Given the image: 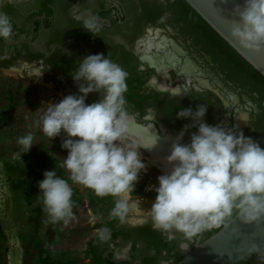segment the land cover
<instances>
[{
	"label": "flooded vegetation",
	"instance_id": "obj_1",
	"mask_svg": "<svg viewBox=\"0 0 264 264\" xmlns=\"http://www.w3.org/2000/svg\"><path fill=\"white\" fill-rule=\"evenodd\" d=\"M0 12L6 13L13 25L12 40L0 38L1 74L18 70L21 73L16 75L37 79L40 74V81L49 83L63 99L80 94L71 75L78 62L88 55L103 54L128 74L125 98L129 117L151 127L154 136L163 139L158 141L175 143L170 137L177 139L184 126L192 123L189 118L177 119V113L187 108L196 111L203 105L207 124L237 127L264 148V81L185 0H0ZM90 17H96L101 25L96 36L83 28L84 20ZM149 39L155 43L164 40L166 48L154 47L151 53L164 57L165 51L172 52L175 64L166 61L158 67L145 61L144 43ZM100 99V93H92L85 103ZM197 131L189 129L179 142L190 143ZM150 157V153L144 156L145 163ZM152 169L157 176L150 179L158 187V177L166 173L156 165H151ZM141 185L138 181L135 191ZM72 186L82 193V204L86 203L91 217L67 235L61 234L58 255L53 257L58 263L174 264L185 255V248H193L199 237L203 240L217 229L191 241L181 235L169 239L154 230L147 217L144 223L120 224L110 218L112 197H97L90 189ZM152 195L154 199L156 193ZM105 229L107 239L102 241ZM65 237L72 239V245H82L83 241L81 254L62 249L67 247ZM238 264L260 262L254 255Z\"/></svg>",
	"mask_w": 264,
	"mask_h": 264
},
{
	"label": "clouds",
	"instance_id": "obj_2",
	"mask_svg": "<svg viewBox=\"0 0 264 264\" xmlns=\"http://www.w3.org/2000/svg\"><path fill=\"white\" fill-rule=\"evenodd\" d=\"M234 13L239 20L232 24V38L244 49L264 51V0H244ZM83 28L96 36L101 25L96 17H90L84 20ZM12 37V22L0 12V38L10 42ZM71 75L80 94L46 104L37 122L51 141L64 133L61 146L68 152L63 159L68 178L58 177L55 170L45 171L39 182L48 222L66 226L75 219L72 185L90 189L97 197H112L111 219L123 225L146 222L137 219L140 217L150 218L153 229L169 239L181 235L191 241L233 216L245 224L264 220V148L237 127L207 124L203 105L196 111L187 108L177 113V119L189 118L192 123L177 134L166 158L171 171L158 177V187L148 189L156 196L145 209L143 199L134 195L146 165L140 151L143 147L128 142L127 72L110 56L94 54L78 62ZM92 93H100L102 99L86 104ZM191 128L198 129L191 142L180 143ZM33 141L31 132L18 137L20 151L13 158L28 153ZM104 231L102 241L107 239ZM250 251L264 264V248L253 245Z\"/></svg>",
	"mask_w": 264,
	"mask_h": 264
},
{
	"label": "rangeland",
	"instance_id": "obj_3",
	"mask_svg": "<svg viewBox=\"0 0 264 264\" xmlns=\"http://www.w3.org/2000/svg\"><path fill=\"white\" fill-rule=\"evenodd\" d=\"M21 76L8 71L0 73V222L4 233L0 243V264H41L40 247L57 254L61 234L67 235L75 227L88 223L91 217L84 202L78 209H73L75 219L68 225L48 222L39 189V182L43 180L41 167H54L67 172L63 159L68 152L61 146L66 138L64 133L51 141L37 122L46 104L60 102L62 95L49 83L40 81V74L38 79L32 75ZM29 132L34 134L33 147L28 153H21V157L14 159L13 154L20 151L17 138ZM128 142L134 141L128 138ZM140 151L146 165L144 171H149L153 165L151 157L145 163L144 156L148 151ZM143 172L139 178L142 185L134 195L144 198L143 207L149 209L155 200L150 197L154 191L148 190L154 186L150 176H157L156 169L147 174ZM29 184L38 188V198L27 197L26 187ZM65 240L67 247L62 249H74L77 255L81 254L83 241L82 245H72V239L65 237Z\"/></svg>",
	"mask_w": 264,
	"mask_h": 264
},
{
	"label": "water",
	"instance_id": "obj_4",
	"mask_svg": "<svg viewBox=\"0 0 264 264\" xmlns=\"http://www.w3.org/2000/svg\"><path fill=\"white\" fill-rule=\"evenodd\" d=\"M237 53L264 76V51L242 48L232 38L233 22L239 20L234 9L244 0H185ZM159 140H163L157 137ZM176 142L177 139L170 137ZM253 245L264 248V220L245 224L233 216L217 232L188 249L177 264H238L254 255Z\"/></svg>",
	"mask_w": 264,
	"mask_h": 264
},
{
	"label": "bare ground",
	"instance_id": "obj_5",
	"mask_svg": "<svg viewBox=\"0 0 264 264\" xmlns=\"http://www.w3.org/2000/svg\"><path fill=\"white\" fill-rule=\"evenodd\" d=\"M146 43L147 44L144 43V45L146 46L144 47V51H143V59L145 61H148L150 64L158 67L160 66L161 63H165L166 61H168L171 65L175 64L176 56L172 52L165 51L164 57L158 54L153 55L151 53L154 47H157L158 50L165 49L168 44L165 43L164 40L155 43L153 39H149L147 40ZM184 70L185 72H187L188 66H185ZM17 72L21 73V71L18 70L14 71L15 74H18ZM40 77L42 78V75H40ZM129 138L135 143L139 144L141 147H143V149L150 148V149H145V151L147 150L152 155V159L150 162L153 165H156V167H158L164 173L166 174L170 173L171 165L168 164L166 158L168 155H170L171 147L172 144L174 143L172 140L168 139L163 142L158 141L157 138L154 136L153 129L151 127H144L137 124L132 117H130ZM155 142L156 144L155 146H153Z\"/></svg>",
	"mask_w": 264,
	"mask_h": 264
},
{
	"label": "trees",
	"instance_id": "obj_6",
	"mask_svg": "<svg viewBox=\"0 0 264 264\" xmlns=\"http://www.w3.org/2000/svg\"><path fill=\"white\" fill-rule=\"evenodd\" d=\"M186 2V1H185ZM188 4V3H187ZM190 6V5H189ZM192 8V7H191ZM195 14L201 18V20H204L195 10H194ZM204 22H206L204 20ZM206 24H208L206 22ZM210 26V25H208ZM211 30H213V32H215L218 36H220L211 26L209 27ZM221 37V36H220ZM221 40L231 49L233 50L234 52H236V54L241 58V60L246 64L248 65L255 73L256 75L262 80L264 81V76L262 74H260L252 65H250L239 53H237V51H235L222 37H221ZM43 168V169H42ZM55 170L56 171V174L58 177L60 178H64V179H67L68 178V173L63 171V170H60V169H57V168H54V167H51V168H45L44 167H41V171L43 175H40L43 179L45 178L44 177V172L45 171H53ZM38 172V173H40ZM39 176V178H40ZM69 184H71V181L69 180ZM73 188V209L75 208H78L81 206L82 202H83V197H82V193L80 192V190L76 187V186H72ZM26 192H27V197H35V198H38V188L33 185V184H29L27 187H26ZM150 196H153L152 194H150ZM231 219V218H230ZM229 221V220H228ZM227 221V222H228ZM223 226V225H222ZM222 226H220L219 228H217L213 233L217 232ZM55 229V227H54ZM53 229V230H54ZM212 233V234H213ZM209 237V236H207ZM4 239V233H3V229H2V225H1V222H0V243L1 241ZM39 254H40V257L43 258L45 257V259H41L40 260V263L41 264H77L78 263V260H75V261H69V262H60L58 263V261L56 259H54L53 257H56L58 254L54 253V252H50V251H44L43 248H39ZM183 258V256H180L179 259L177 260L176 263L174 264H177L181 259Z\"/></svg>",
	"mask_w": 264,
	"mask_h": 264
},
{
	"label": "built area",
	"instance_id": "obj_7",
	"mask_svg": "<svg viewBox=\"0 0 264 264\" xmlns=\"http://www.w3.org/2000/svg\"><path fill=\"white\" fill-rule=\"evenodd\" d=\"M149 194V193H148Z\"/></svg>",
	"mask_w": 264,
	"mask_h": 264
}]
</instances>
